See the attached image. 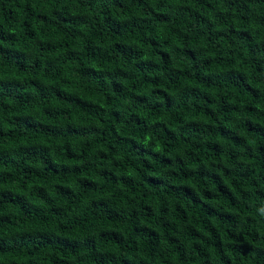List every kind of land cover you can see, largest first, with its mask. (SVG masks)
I'll return each mask as SVG.
<instances>
[{
    "label": "trees",
    "instance_id": "trees-1",
    "mask_svg": "<svg viewBox=\"0 0 264 264\" xmlns=\"http://www.w3.org/2000/svg\"><path fill=\"white\" fill-rule=\"evenodd\" d=\"M0 264H264V0H0Z\"/></svg>",
    "mask_w": 264,
    "mask_h": 264
}]
</instances>
